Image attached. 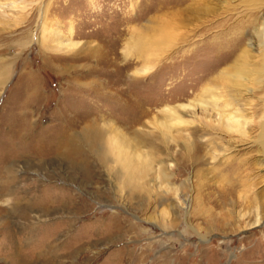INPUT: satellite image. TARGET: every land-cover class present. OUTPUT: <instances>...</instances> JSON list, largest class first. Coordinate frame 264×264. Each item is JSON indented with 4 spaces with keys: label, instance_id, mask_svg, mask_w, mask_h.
I'll use <instances>...</instances> for the list:
<instances>
[{
    "label": "rangeland",
    "instance_id": "rangeland-1",
    "mask_svg": "<svg viewBox=\"0 0 264 264\" xmlns=\"http://www.w3.org/2000/svg\"><path fill=\"white\" fill-rule=\"evenodd\" d=\"M158 1L0 0L15 2L0 14V66L9 73L0 96V155L15 159L21 187L14 202L29 204L33 215V224L14 219L0 197V264H11L13 245L23 255L33 249V264H264V81L250 82L245 93L220 76L242 49L258 62L253 30L264 0H230L225 9L213 0L197 35L173 40L160 59L149 56L145 74H134L143 65L132 41L144 25L157 24ZM213 84L226 113L242 109L237 127L224 126L215 110L198 114L197 101H211L200 93ZM181 104L190 108L180 117L200 121L173 125L167 134L175 140L168 136L166 144L137 139L156 135L157 122L169 120L160 110ZM92 120L110 131L107 165L86 153L91 163L81 175L62 154L36 150ZM127 168L131 181L114 178ZM62 191L71 203L58 201ZM44 242L54 250L34 257Z\"/></svg>",
    "mask_w": 264,
    "mask_h": 264
},
{
    "label": "bare ground",
    "instance_id": "bare-ground-1",
    "mask_svg": "<svg viewBox=\"0 0 264 264\" xmlns=\"http://www.w3.org/2000/svg\"><path fill=\"white\" fill-rule=\"evenodd\" d=\"M229 1L230 0H220L218 7L222 8L223 6H226V4L229 5ZM210 2L213 3V0H190L189 3H186V0H159L158 1L159 6L157 9L159 14L154 16V17H151V18H154V20H156L157 24H155L153 22H149V24H151V26H154V25L155 26L151 28V27H146L144 25L143 29L139 32L138 36L137 35H135V37L133 36L134 40L132 42L135 43V47H137V52L139 55L138 59L140 60V61L139 60L138 61L141 62V64L143 65L139 70L136 69L134 74H141V75L145 74L146 71L148 70V66H149L148 64L152 63L151 62L152 60L148 59L149 56L156 53V55L159 58L161 55L165 54L171 48L174 47V45L172 43L173 40L176 41L177 45H179V43L184 42L186 40V38H188V37L191 38V37L197 35L196 30L198 27H196V23H198L200 21L201 17L214 13L215 8L213 6L211 7L208 4ZM215 5L216 4H214V6ZM171 6L172 7L176 6V7L174 10L168 11L169 8H172ZM14 7H15V2H9L7 4L6 3L0 4V8H3V10L0 9V14H5V11H4L5 8L10 9V8H14ZM151 18H149V19H151ZM150 21H152V20H150ZM222 23H221V25H222ZM207 31H208L207 29H204L201 31V34H205ZM253 33L258 38V42H259V50L258 51L260 53L259 57L261 59L258 58L259 59V60L257 59L258 62H251L250 61L251 58H249V54H248V51H250V49L249 48L248 49H242L240 51V53L235 57V60L232 62L233 65L228 66L229 69H227V67H225L226 70H225V68H223L222 72H220V76L223 79H225V80L229 79L230 82L235 87H237L238 89H241L239 91H241V92L244 91L245 93L252 91V88L249 87V85L251 84L250 82H252V84L256 85V84L261 83L262 80L264 81V40H263L264 39L263 38V36H264V18H262V20L260 22H257V27L253 30ZM60 49L62 50L63 47H61ZM66 50L68 51V48H65V50H63V51H66ZM146 65H148V66H146ZM0 68H1V73H0V96H1L5 86L8 83L9 73H8V66L2 65V66H0ZM211 88L219 89V87H217V85L213 84L212 86L209 85L207 88H204L202 90V93H200V96L203 97L206 94L205 97H207L211 101H203V100L197 101V105H198L197 109L198 108L200 109V112H198V114H200V117L205 118V116H207L206 115L207 111H209V112L213 111L214 112V110H215L217 119H220L223 125H224V123H226L225 125L227 127L229 125L237 127V124L239 123V117L242 116L241 115L242 109L241 110H240V108L234 109L232 107L231 112L226 113L224 108L228 107V105L226 104V105L220 107L218 105V98L213 96V94H212L213 92H212ZM238 98H239V96L238 97H234V96L232 97V103L236 107L237 106L240 107V104L238 103ZM189 108H190V105H187V104H181L178 106V108L164 107L160 111H161V113H164V115L167 117V119H169V120H167L168 124H166L167 122L165 123L163 121L157 122L156 129H154L158 132L156 135L154 134L153 137H149L150 136L149 134L145 135V134L135 133L137 139L140 142H144V143L147 142V143L151 144L153 140H155V141L157 140L161 144L162 143L166 144L167 143L166 140L168 139V136H169V134H167V132H171V130H172L171 128L173 125L174 126L175 125H184V124L189 125L192 122L200 121L199 116H196V115L192 116V121L185 120L178 115V112L180 110L185 111L186 109H189ZM213 112H210V113L213 114ZM140 115H141L140 117L146 116V112L140 111ZM208 116H209V114H208ZM82 118L84 119V117H82ZM206 118H208V117H206ZM135 120L139 121V118H136ZM70 130H71L70 128L60 130L59 133L56 135L55 139L52 141V144L48 148L45 147L43 143H39L36 146L37 147L36 150L38 152L40 151V152L44 153V156H47V155L57 156V155H59V153L62 154L63 157L61 159L66 164H69L70 167H72L73 171H76L81 175H82V173L85 174V167L91 163L90 159H89L90 157L87 156V155H90L89 153L95 154V156H97L100 163L105 164V165L108 164L107 159L105 158V155H104L105 153L103 152V147L105 145L107 135L110 132L109 130L102 129L99 126V124L94 122V120H92V122L86 123L84 126L81 127L80 130H78L76 132L74 131V132L68 134V132ZM203 134L208 135V133H206V132ZM260 135H261L260 138H262V140L259 143L260 144L259 147L262 149V152L264 154V123L261 126V134ZM169 138L171 140H175L174 136H169ZM206 140L209 141L208 138H206ZM12 143H14V142L12 141ZM234 148H236V147L235 146L228 147V149H234ZM61 149H63V151H61L62 153L60 152ZM32 153L33 152H31V154ZM86 153H87V155H86ZM23 154H24V152L20 151L17 153L16 157H18V156L21 157ZM14 161H15V159L12 157L7 159V157L4 156V154L0 155V197H2V199H3L2 203L3 204L5 203L4 205L9 204L8 205L9 206L8 207V213L11 214L14 219L17 218V220H19L21 218L22 219L24 218V220L26 219L27 222H30L33 224V215L31 214L32 210H29V204H22L21 205V204L14 202V201H16L15 195L17 194V192L19 191V188L21 187L20 181H19L20 180L19 175L21 172L18 170V166L15 165ZM166 168H167V166H166ZM166 168L162 164L159 167L160 176L162 178H165L167 175L165 173ZM114 178L116 180L124 178V179H126V182H129V180L131 181L132 178H131L130 169L127 168L126 172L121 174V175L119 173H116ZM58 193H59L58 195L60 196L58 201L67 200L68 203H71L70 198H67V199L63 198L65 195V194L63 195V191L58 192ZM60 193H61V195H60ZM27 201H25V202H27ZM64 202L67 203L66 201H64ZM175 206H176V204L174 203L172 207H175ZM36 210H38V209H36ZM44 211L45 212L49 211V207H48V209H44ZM42 213L45 214L43 211H42ZM161 214L162 213H160V215ZM34 220H36V219L34 218ZM166 224H167V226L173 225L172 222H168ZM30 230H32V229L30 228ZM9 236L10 235L6 234V237H7L6 239L8 242L10 241ZM110 237H112V235ZM52 247H53L52 244L44 242L43 247H42L43 250L37 251L38 253L34 252L35 253L34 257H36V255H37V257H39L40 255H44L45 253L47 254L48 252H50L53 249ZM12 248H13V251H12V254L10 257L11 264H33V262H34L33 261V249L32 250L29 249V251H27V253H25L23 255L19 252L18 246L15 247L13 245ZM64 255H65V253H64ZM35 263H37V261Z\"/></svg>",
    "mask_w": 264,
    "mask_h": 264
}]
</instances>
